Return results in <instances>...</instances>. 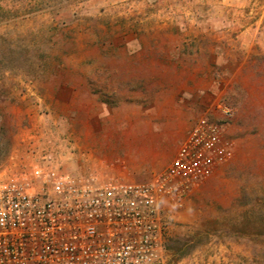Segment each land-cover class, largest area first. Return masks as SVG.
<instances>
[{
	"label": "rangeland",
	"instance_id": "obj_1",
	"mask_svg": "<svg viewBox=\"0 0 264 264\" xmlns=\"http://www.w3.org/2000/svg\"><path fill=\"white\" fill-rule=\"evenodd\" d=\"M200 1L189 0L190 8L205 3L230 9L264 6L260 0ZM170 3L0 0V137L4 149L0 181L23 168L43 164L42 153L52 151L48 142L54 140L48 123L55 113H62L57 94L60 88L77 90L82 86L84 80L77 78L80 71H90L89 85L110 106L126 101L151 102L159 87L173 81L156 77L168 76L163 70L174 66L152 60L147 63L148 73L140 71L145 65L134 61L133 69L126 72L128 48H112L114 40L120 45L132 38H176L170 29L172 21L166 18L168 11L163 13ZM185 4L187 8L188 1ZM258 42L253 47L220 48L208 64L207 78L178 79L194 88L193 82H203L197 85L203 91L197 96L200 109L196 123L207 117L224 124L225 138L234 144V152L182 207L169 204L175 216L164 208L165 264H264V31ZM100 55L105 60L101 64L95 59ZM94 70L100 77L93 78ZM143 74L148 77H138ZM64 92L61 96L65 99L72 97L70 91ZM219 102L234 109L232 120L219 116ZM55 136L63 143L71 141L69 147H74L72 136ZM178 214H186L185 221Z\"/></svg>",
	"mask_w": 264,
	"mask_h": 264
},
{
	"label": "built area",
	"instance_id": "obj_2",
	"mask_svg": "<svg viewBox=\"0 0 264 264\" xmlns=\"http://www.w3.org/2000/svg\"><path fill=\"white\" fill-rule=\"evenodd\" d=\"M216 109L233 119L230 105ZM225 129L202 117L171 166L139 183L65 173L44 151L42 165L0 181V264H165L164 204L182 207L232 159Z\"/></svg>",
	"mask_w": 264,
	"mask_h": 264
},
{
	"label": "crops",
	"instance_id": "obj_3",
	"mask_svg": "<svg viewBox=\"0 0 264 264\" xmlns=\"http://www.w3.org/2000/svg\"><path fill=\"white\" fill-rule=\"evenodd\" d=\"M168 1L170 6L164 8L163 13L168 11L166 18L172 21L170 29L176 38L165 41L132 38L120 45L114 40L112 48H128L124 56L126 72L133 69L134 61L145 65L140 71L148 73L147 63L152 60L173 65L163 70L169 72L168 76L158 74L156 77L173 81L159 87L151 102L126 101L110 106L103 103L100 93L89 85L90 71H80L77 78L84 80L83 85L77 90L59 89L56 103L62 113H55L48 123L52 129L50 137L54 139L48 142L54 154L53 168L78 176L95 177L99 183L109 180L145 182L166 171L196 124L200 109L197 96L203 91L197 87L203 84L202 81L193 82L194 88L178 79L202 80L209 77L208 64L213 62L212 58L222 47L259 44L260 33L264 31V6L248 8L244 5L241 9H230L226 5L208 7L205 3L190 8L189 0H180L179 3L178 0ZM187 1L189 6L185 8ZM246 1L250 3V0ZM262 3L264 0H260L259 4ZM95 59L99 64L105 61L101 55ZM140 76L148 77L145 74ZM94 77H100L96 70L93 71ZM148 89L145 91H150ZM64 91H70L72 97L65 99L61 96ZM65 110L76 114H64ZM58 133L72 136L74 147L55 136ZM169 204L166 202L164 208L175 216L177 213ZM177 217L185 221L186 214H178Z\"/></svg>",
	"mask_w": 264,
	"mask_h": 264
},
{
	"label": "trees",
	"instance_id": "obj_4",
	"mask_svg": "<svg viewBox=\"0 0 264 264\" xmlns=\"http://www.w3.org/2000/svg\"><path fill=\"white\" fill-rule=\"evenodd\" d=\"M101 101H102L103 103H105V104H109V102H108L106 99H104V98H101ZM2 142H3V140H2L1 137H0V158H1L2 153L4 152V149H3V147L1 146V145H2ZM6 149H7V148H6ZM7 154H9V150H8ZM7 154H6V155H7Z\"/></svg>",
	"mask_w": 264,
	"mask_h": 264
}]
</instances>
